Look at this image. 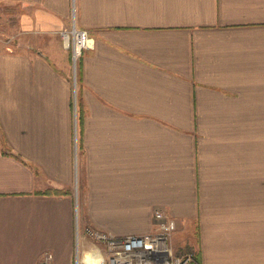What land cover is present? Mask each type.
I'll list each match as a JSON object with an SVG mask.
<instances>
[{"label":"crops","instance_id":"0c3cea01","mask_svg":"<svg viewBox=\"0 0 264 264\" xmlns=\"http://www.w3.org/2000/svg\"><path fill=\"white\" fill-rule=\"evenodd\" d=\"M0 35V264L156 210L196 264H264V0H0Z\"/></svg>","mask_w":264,"mask_h":264},{"label":"built area","instance_id":"2783aa9c","mask_svg":"<svg viewBox=\"0 0 264 264\" xmlns=\"http://www.w3.org/2000/svg\"><path fill=\"white\" fill-rule=\"evenodd\" d=\"M59 35L63 47L70 52L74 73L79 58L84 50L90 48V36L87 31L78 29L73 24L69 29L61 30ZM154 231L147 234L115 237L101 230L85 228L82 235L97 243L100 248L93 249L99 255L97 264H195L196 251L188 252L183 256L175 255L171 245V237L176 231V222L162 211L154 214ZM79 239V232H76ZM53 257L46 254L40 264H52ZM76 264H89L79 261Z\"/></svg>","mask_w":264,"mask_h":264},{"label":"rangeland","instance_id":"374dc122","mask_svg":"<svg viewBox=\"0 0 264 264\" xmlns=\"http://www.w3.org/2000/svg\"><path fill=\"white\" fill-rule=\"evenodd\" d=\"M5 40H6V36L5 35H0V43L1 44H4L5 43ZM4 48V47H3ZM72 69H73V66H72ZM73 72H74V70H73ZM156 211H161V210H156ZM155 211V212H156ZM163 212V211H162ZM155 214V213H154ZM81 225L78 227V225H77V230H78V232H79V239L77 240V242H76V251H75V256H76V262L74 263V264H76L77 263V258L79 259V261H82V259H83V255H84V253H85V261H86V259L88 258V252H84L83 253V248H82V246L84 245V242H83V238H84V236L82 235V229H81ZM176 228H177V226H176ZM174 234V233H173ZM173 235H172V237H171V240H173ZM87 243V248H85V249H91V250H93V249H96V248H100V250L102 251V252H104V250L101 248V246L99 245V244H97V243H94L93 241H87L86 242ZM86 245V244H85ZM86 247V246H85ZM195 249L193 246H191V245H186V246H184V247H182V248H174V252H175V255H180V256H183V255H185L186 253H188V252H193L192 251V249ZM195 251V250H194ZM87 255V256H86ZM196 262H197V257L195 258V264H196Z\"/></svg>","mask_w":264,"mask_h":264},{"label":"bare ground","instance_id":"6f19581e","mask_svg":"<svg viewBox=\"0 0 264 264\" xmlns=\"http://www.w3.org/2000/svg\"><path fill=\"white\" fill-rule=\"evenodd\" d=\"M96 252L97 251H94V250L88 251V258L86 259V262H88L89 264H97L99 255L98 254L96 255ZM82 257H83V260L85 261L84 256Z\"/></svg>","mask_w":264,"mask_h":264}]
</instances>
